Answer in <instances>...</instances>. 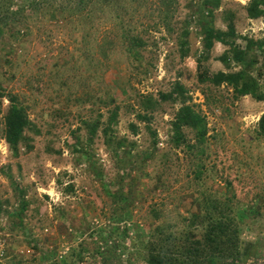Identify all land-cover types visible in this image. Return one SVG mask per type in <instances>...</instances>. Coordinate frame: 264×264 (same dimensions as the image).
I'll use <instances>...</instances> for the list:
<instances>
[{"label":"rangeland","instance_id":"374dc122","mask_svg":"<svg viewBox=\"0 0 264 264\" xmlns=\"http://www.w3.org/2000/svg\"><path fill=\"white\" fill-rule=\"evenodd\" d=\"M203 1L176 0L167 17L160 0H93L81 14L48 5L25 7L19 22L5 27L0 84L18 96L33 129L26 132L30 148L22 145L13 156L4 141L8 102H2L0 264H102L104 259L145 264L144 247L158 226L178 237L199 232L200 239L199 225L187 228L210 199L231 203L241 260L264 264V141L257 136L264 101L236 100L229 88L200 82L199 76L228 72L218 60L227 48L218 43L197 63ZM246 5L220 0L212 19L215 29L226 31V16L232 15L242 47L247 40H264V18L249 19ZM124 31L145 43L137 50L138 62L127 51ZM184 41L186 57L180 51ZM263 64L260 56L261 74L253 76L264 93ZM175 82L187 89L190 104L206 121L203 153L195 156L171 142L179 105L163 103L144 122L136 117L140 96L158 99ZM108 96L119 107L110 146L102 133L113 108L105 106ZM98 116L101 126L89 141L83 123ZM148 128L158 144L152 159L144 160L152 139ZM184 133L194 144L193 133ZM122 141L123 148H117ZM20 196L28 203L22 225L14 216Z\"/></svg>","mask_w":264,"mask_h":264},{"label":"trees","instance_id":"16d2710c","mask_svg":"<svg viewBox=\"0 0 264 264\" xmlns=\"http://www.w3.org/2000/svg\"><path fill=\"white\" fill-rule=\"evenodd\" d=\"M247 1L246 12L249 19L264 18V0H242ZM93 0H30L29 3L16 5L15 0H0V40L4 36L5 27L9 22H19V18L24 12V8L28 7L37 10L41 5L51 6L53 9L61 8L62 10L72 11L76 14L87 12V9ZM164 7L165 17L173 10L176 0H160ZM220 7V0H204L203 11L201 15L203 19L200 21L201 26L198 32L202 37V52L198 59V64L202 60H207L214 44L218 43L227 48L226 51L218 59L220 63L228 69V72H217L211 76L207 74L199 76L200 82L209 84L213 88L225 86L232 91V97L236 100L244 97H251L260 102L264 101V93L262 92L259 81L253 76V72L257 71L261 74V70L257 69L260 56H264V40L252 41L247 40L244 47L237 44L240 37L236 34L233 24V16H226V31L217 30L213 27V14ZM163 13V14H164ZM204 17H209L208 21ZM199 23V22H198ZM187 31L184 40L187 38ZM127 51L138 62V48L145 47L144 41L136 34L129 32L121 34ZM186 43L182 44L180 51L182 57L187 56ZM234 66L239 68L237 71H229ZM264 66V64H263ZM108 94V93H107ZM138 120L144 122L148 117L155 113L163 103L169 102L179 105L171 123V142L175 147H185L190 155H197L199 150L202 151V145L207 138V125L202 114L195 110L197 106L191 105V98L187 89L179 82H175L173 89L166 94H160L158 99H154L151 95H143L139 98ZM8 102V108L3 117L4 125V141L8 145L13 156L19 155L20 146L28 145L27 131H32L33 124L30 121L26 108L23 106L18 96L5 92L0 84V107L2 102ZM111 96L107 97L105 106H113L109 112L107 125L102 130L105 136V143L110 146L113 144V126L116 125L118 116V106L113 105ZM101 116H98L92 123L84 122L89 134V141L96 135L98 128L101 126ZM134 133L135 127L131 126ZM189 130L193 133L195 143L191 144L186 140L184 131ZM151 135V146L144 155V160L152 159V154L157 151V135L148 128ZM112 132V133H111ZM257 136L264 141V114L261 115L257 123ZM116 142L117 148L121 149L124 143ZM79 145H81L79 143ZM129 146L134 144L129 143ZM82 149V146H80ZM131 149H129L130 152ZM129 154V153H128ZM195 156V155H194ZM201 161L196 163L200 164ZM203 172L202 166L197 167L195 178L200 179ZM23 194H21L22 196ZM20 196V197H21ZM21 207L14 215L18 220V224L22 225L24 221L23 213L28 207V203L21 197ZM2 203L0 202V214L2 213ZM202 213L192 216L190 228L200 226L203 230L200 239L196 238V233L188 230L178 236L165 234L164 227H156L149 235V240L144 247L147 252L145 264H243L241 254L238 251L239 246V226L236 218L233 216L231 203L228 201H220L216 199L206 200L202 203V207H198ZM155 219L156 211H152ZM14 217V218H15Z\"/></svg>","mask_w":264,"mask_h":264},{"label":"crops","instance_id":"0c3cea01","mask_svg":"<svg viewBox=\"0 0 264 264\" xmlns=\"http://www.w3.org/2000/svg\"><path fill=\"white\" fill-rule=\"evenodd\" d=\"M101 262H99L100 264ZM102 264H110V261H106L105 259L102 261Z\"/></svg>","mask_w":264,"mask_h":264},{"label":"flooded vegetation","instance_id":"af4514ba","mask_svg":"<svg viewBox=\"0 0 264 264\" xmlns=\"http://www.w3.org/2000/svg\"><path fill=\"white\" fill-rule=\"evenodd\" d=\"M242 263H243V264H245V262H244V261H242Z\"/></svg>","mask_w":264,"mask_h":264}]
</instances>
